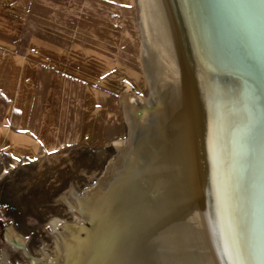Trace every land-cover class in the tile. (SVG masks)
Listing matches in <instances>:
<instances>
[{"label": "bare ground", "instance_id": "1", "mask_svg": "<svg viewBox=\"0 0 264 264\" xmlns=\"http://www.w3.org/2000/svg\"><path fill=\"white\" fill-rule=\"evenodd\" d=\"M135 3L150 95L124 94L119 163L41 263L264 264V0ZM5 236L29 262L2 264L38 263Z\"/></svg>", "mask_w": 264, "mask_h": 264}, {"label": "rangeland", "instance_id": "2", "mask_svg": "<svg viewBox=\"0 0 264 264\" xmlns=\"http://www.w3.org/2000/svg\"><path fill=\"white\" fill-rule=\"evenodd\" d=\"M37 2L44 9V13L52 19L58 18L53 12L64 14L62 18L67 20L69 34L76 42L73 46L77 45L75 49L81 53L80 55L85 52L90 59L88 53L90 41L84 34L85 31L104 34L110 39L107 46L108 69L103 62V70L107 69V72L105 70L102 75L109 80V96L106 102L104 96L106 90L98 89L101 95L96 96L95 100L98 106L106 107L107 104L109 138L93 142L89 146L28 156L12 155L0 147V256L3 253L8 255L13 263L29 262V257L23 256L20 250H15L10 241H7L5 234L9 227L14 228L25 238L24 246L28 255L36 256L37 264L43 263L40 259L44 258V252L54 255L58 234L67 235L63 228L65 223L76 222L79 219L76 192H83L100 179L112 161L118 162L116 158L119 151L112 142L115 139L126 140L130 132L123 116L121 99L126 92L131 94L135 92L146 98L150 95L138 61L139 33L136 27L138 8L135 0H37ZM59 20L60 26L62 19ZM91 44L96 50L100 49L95 46L100 43ZM81 47L84 51L78 50ZM92 70L96 72V69ZM95 74L99 75V72ZM12 93L11 85L1 77L0 118L12 107ZM68 202L72 204L69 205ZM13 244L20 248L16 239ZM172 255L174 260L181 258L178 253Z\"/></svg>", "mask_w": 264, "mask_h": 264}, {"label": "crops", "instance_id": "3", "mask_svg": "<svg viewBox=\"0 0 264 264\" xmlns=\"http://www.w3.org/2000/svg\"><path fill=\"white\" fill-rule=\"evenodd\" d=\"M53 13L58 18L44 13L37 0H0V78L13 90L12 107L0 118V147L12 155L52 153L109 138L107 104L95 100L98 89L106 90V102L109 96V80L102 75L110 39L84 32L81 23L90 41L88 59L73 46L64 14ZM91 43H100L95 45L100 49Z\"/></svg>", "mask_w": 264, "mask_h": 264}]
</instances>
